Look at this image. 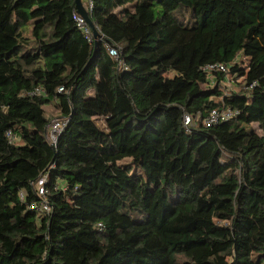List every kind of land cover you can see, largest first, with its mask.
Returning <instances> with one entry per match:
<instances>
[{
  "label": "trees",
  "instance_id": "1",
  "mask_svg": "<svg viewBox=\"0 0 264 264\" xmlns=\"http://www.w3.org/2000/svg\"><path fill=\"white\" fill-rule=\"evenodd\" d=\"M159 3L93 0L120 70L76 0H0V264H264V0ZM48 103L69 119L55 148Z\"/></svg>",
  "mask_w": 264,
  "mask_h": 264
},
{
  "label": "built area",
  "instance_id": "2",
  "mask_svg": "<svg viewBox=\"0 0 264 264\" xmlns=\"http://www.w3.org/2000/svg\"><path fill=\"white\" fill-rule=\"evenodd\" d=\"M93 5H94L93 0L87 1L86 11L89 14L93 10ZM73 17L77 23L78 28L84 32L90 44H94L95 46H97L100 42H103V44L108 49L109 54L118 61V68L120 70L128 68L126 62L124 61L121 55L119 48L116 47L115 45H112L109 41H107L104 38V35L100 32L98 28H97L98 35L95 36L94 30L89 24L88 20L86 19V17H84L78 12L77 8L74 11ZM203 70H207V71L219 70V71L227 73L228 68L224 64L219 63V64H207L203 67ZM59 90L60 91L64 90V87H60ZM35 92L38 94H42L44 93V90H42L41 88H37ZM238 113H239L238 110H235L232 108L212 109L210 113L208 114V116L204 119V122L206 123V125L218 124L220 122L231 120ZM199 118H200V115L194 117L193 115L185 112L183 115L184 126L188 129L196 126V123L199 120ZM68 121H69L68 117L61 116V115L55 116L49 121L46 127L45 136L51 145L57 147L59 137L62 134V132L65 130L68 124ZM8 137L11 140L14 139V135L11 131L8 132ZM47 181H48V173H44L34 183V186H35L37 195L40 198V203L38 204L37 209L42 213L49 214L52 212L53 207L51 203L49 202ZM24 196H25V193L22 192V197ZM99 225L102 226V224H99Z\"/></svg>",
  "mask_w": 264,
  "mask_h": 264
},
{
  "label": "rangeland",
  "instance_id": "3",
  "mask_svg": "<svg viewBox=\"0 0 264 264\" xmlns=\"http://www.w3.org/2000/svg\"><path fill=\"white\" fill-rule=\"evenodd\" d=\"M154 10H155V14L156 17H160L162 15V6L159 3V0H154ZM189 12L191 13V9L187 10H177L174 12V15L177 19H179L180 21H182L184 24L186 25H192L195 21V19L193 17H191V15L189 14ZM224 85L226 86V88L224 89L225 91L229 92L231 90V88L234 89H239V87L235 86L234 84H232L231 82L227 84H225V82H223ZM44 108L47 110V112L49 113L50 118L54 117L57 113V111H55V108L53 106L52 103H48L44 106ZM96 123L98 124V126L102 129L107 131V127L104 121V118L97 116L95 118ZM255 127L256 130H258L260 132V130L258 129V125L254 124L253 125ZM53 146V145H52ZM55 147V146H54ZM138 173H141V170H138Z\"/></svg>",
  "mask_w": 264,
  "mask_h": 264
},
{
  "label": "water",
  "instance_id": "4",
  "mask_svg": "<svg viewBox=\"0 0 264 264\" xmlns=\"http://www.w3.org/2000/svg\"><path fill=\"white\" fill-rule=\"evenodd\" d=\"M76 8L78 10V12L83 15L84 17H86V19L88 20L89 24L91 25V27L94 30L95 36L98 35V30L97 27L95 26V24L93 23L90 14L86 11L85 8H83L82 6V0H76ZM54 147V146H53ZM55 148V147H54Z\"/></svg>",
  "mask_w": 264,
  "mask_h": 264
},
{
  "label": "crops",
  "instance_id": "5",
  "mask_svg": "<svg viewBox=\"0 0 264 264\" xmlns=\"http://www.w3.org/2000/svg\"><path fill=\"white\" fill-rule=\"evenodd\" d=\"M88 0H82V6L86 9Z\"/></svg>",
  "mask_w": 264,
  "mask_h": 264
}]
</instances>
